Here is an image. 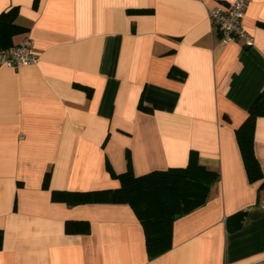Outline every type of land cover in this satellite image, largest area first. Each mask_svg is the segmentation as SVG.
<instances>
[{
	"label": "crops",
	"instance_id": "0c3cea01",
	"mask_svg": "<svg viewBox=\"0 0 264 264\" xmlns=\"http://www.w3.org/2000/svg\"><path fill=\"white\" fill-rule=\"evenodd\" d=\"M234 1L0 0L25 29L13 45L30 38L38 58L0 67V264H264V179L248 181L236 141L264 90V0L242 19L251 45H223L207 13ZM253 148L264 173V117ZM190 152L219 181L156 258L130 206L52 201L118 188L109 168L124 173L127 155L138 177ZM69 221L89 232L66 233Z\"/></svg>",
	"mask_w": 264,
	"mask_h": 264
},
{
	"label": "trees",
	"instance_id": "16d2710c",
	"mask_svg": "<svg viewBox=\"0 0 264 264\" xmlns=\"http://www.w3.org/2000/svg\"><path fill=\"white\" fill-rule=\"evenodd\" d=\"M18 10L12 8L0 14V51L13 46V38L25 32L17 24ZM145 110L143 106H140ZM264 117V90L252 102L247 111V118L236 130V141L247 179L255 183L264 179L259 162L254 154V131L258 118ZM127 169L124 173L111 177L119 182L116 189L93 192H52V201L67 206L81 204H126L131 207L139 220L145 237V248L149 259L156 258L171 249L173 223L175 216L182 217L203 206L213 185L219 181V174L202 166L196 152H190L187 166L169 168L165 171L134 176L131 160L126 156ZM49 173L43 180V188H47ZM264 187V183L261 184ZM245 217L239 212L227 219L233 231L238 230ZM230 222H234L231 223ZM68 234H87L86 222L69 221L65 224ZM3 234L0 231V249Z\"/></svg>",
	"mask_w": 264,
	"mask_h": 264
},
{
	"label": "built area",
	"instance_id": "2783aa9c",
	"mask_svg": "<svg viewBox=\"0 0 264 264\" xmlns=\"http://www.w3.org/2000/svg\"><path fill=\"white\" fill-rule=\"evenodd\" d=\"M249 0H235L228 11L219 8L208 10L207 17L211 25L219 34L221 44L225 45L238 40H243L246 45H251V37L242 25V19ZM34 42L24 38L20 43L7 50L0 51V67L18 70L23 66L36 63L38 58L33 52Z\"/></svg>",
	"mask_w": 264,
	"mask_h": 264
},
{
	"label": "water",
	"instance_id": "95a60500",
	"mask_svg": "<svg viewBox=\"0 0 264 264\" xmlns=\"http://www.w3.org/2000/svg\"><path fill=\"white\" fill-rule=\"evenodd\" d=\"M179 218V216H175V219H178Z\"/></svg>",
	"mask_w": 264,
	"mask_h": 264
}]
</instances>
